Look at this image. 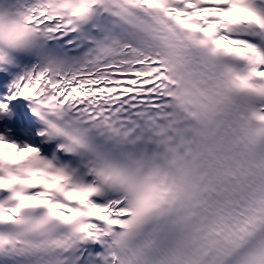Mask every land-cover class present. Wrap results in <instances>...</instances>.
I'll return each mask as SVG.
<instances>
[{
  "label": "snow or ice",
  "instance_id": "snow-or-ice-1",
  "mask_svg": "<svg viewBox=\"0 0 264 264\" xmlns=\"http://www.w3.org/2000/svg\"><path fill=\"white\" fill-rule=\"evenodd\" d=\"M0 264H264V0H0Z\"/></svg>",
  "mask_w": 264,
  "mask_h": 264
},
{
  "label": "clouds",
  "instance_id": "clouds-1",
  "mask_svg": "<svg viewBox=\"0 0 264 264\" xmlns=\"http://www.w3.org/2000/svg\"><path fill=\"white\" fill-rule=\"evenodd\" d=\"M27 150H23L19 153L20 156H23L26 153Z\"/></svg>",
  "mask_w": 264,
  "mask_h": 264
}]
</instances>
